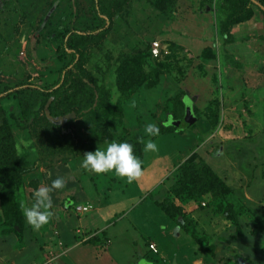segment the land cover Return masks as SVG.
Instances as JSON below:
<instances>
[{"label":"rangeland","instance_id":"374dc122","mask_svg":"<svg viewBox=\"0 0 264 264\" xmlns=\"http://www.w3.org/2000/svg\"><path fill=\"white\" fill-rule=\"evenodd\" d=\"M155 1L113 0L109 23L98 29L93 0H0V169L22 170L13 189L0 180V264H95L96 248L120 264H264L257 253L264 225L256 222L264 221V9L232 8L231 0ZM72 25L93 37L64 45L62 33ZM157 41L161 55L154 57ZM207 48L217 58L205 60ZM62 74L32 119L17 97L1 100L8 89L51 86ZM80 89L95 95L79 97ZM109 94L118 108L113 124L98 105ZM189 109L197 119L191 125ZM147 122L161 133L148 137ZM173 125L184 132H169ZM144 135L158 151H143L137 181L82 167L87 152L125 140L139 148ZM192 149L236 189L225 201L238 210V222L196 186L176 199L204 246L154 200L159 188L174 197L176 167ZM57 177L66 186L51 193L53 216L35 230L21 205L31 206L33 193ZM80 205L90 210L81 213ZM150 240L160 250L149 258Z\"/></svg>","mask_w":264,"mask_h":264},{"label":"trees","instance_id":"16d2710c","mask_svg":"<svg viewBox=\"0 0 264 264\" xmlns=\"http://www.w3.org/2000/svg\"><path fill=\"white\" fill-rule=\"evenodd\" d=\"M112 1L113 0H93V10L96 13V16H98V19L100 21V25L96 26L98 27V29L104 28L105 26H107V24L110 21V18L113 14L112 10L115 7ZM159 1L160 0H157V3ZM231 1L232 2L230 3H233V5L231 6L232 8L234 7V5H239V7H241V5L244 3V4L254 5L258 7L261 11L264 9V0H231ZM230 3L224 4V6H226V10H228L229 8L232 9L230 7ZM64 30L65 31L64 33H62L61 40L62 42H64V45L66 43V45H68L69 47H71V45L77 40H82V39L89 40L93 37L91 33L89 34L82 33L81 31L77 30L73 25L65 28ZM59 36H60L59 34H56L54 38L58 40ZM67 48H66V51H67ZM71 55L73 56V62H75L76 56H77L76 52H73ZM214 55L217 56L216 52H214L212 48L205 49V60L211 61L217 58ZM74 69L75 68L68 70V72L66 73V80L68 79L70 74L75 71ZM63 80H65V74H62L59 81L51 86H41V85L32 86L31 84L18 85L14 88L8 89L6 91L7 93L6 96L3 97L1 100L10 98V97H17L20 100V106H21L24 117L26 119H32L36 117L37 115H39L40 113L39 110L41 109L42 106L46 104L47 100L52 95L53 91L51 90H54L55 87L58 86ZM127 82H129V79L126 82L123 79L121 85L125 86ZM93 93L94 91L92 90L85 91L84 89H80L78 94H79V97L82 96L83 94L86 97L89 95L90 96L89 98H92L93 96L91 95ZM79 102L82 104V100H80ZM75 103L77 102H74V104ZM92 104L93 102L89 101V104L87 107H90ZM99 104H101L102 106L105 105L104 116L106 120L110 121L109 124H113L111 123V121L112 119L114 120L117 118L118 108L113 107L110 94L107 97H104L102 99L100 98L98 105ZM124 109H125V106L123 107V109L121 107V110L123 113H124L123 111ZM91 111L94 112L95 110L92 109ZM92 115H93L92 113L88 114L89 117H91ZM204 116H205L206 121L212 120V117L208 116L207 112L205 113ZM87 120L90 121L92 119L87 117ZM187 129L192 130V129H195V127L191 126ZM171 130L169 132H174V131L176 132L179 130L181 133H183L185 129L180 128L179 126L173 125ZM145 138L146 136L144 135V139ZM143 147L144 145H142L139 148H135L136 154L139 155L141 158H143L144 156ZM188 154L189 156L183 162H181L180 165L176 168L178 171L177 170L175 171L180 175V177L177 181H175L174 185L170 188L171 193L174 197L169 196L170 197L169 198L167 196L168 198L165 197L162 201H159L157 199H154V200H155V204L166 213L168 218L175 221V223L177 224V226L181 228V230H185V232L191 234V236H193L195 241H198L201 245H203L201 243L202 241H199L196 238L194 232L191 230L189 231V229H187L188 224L191 222L192 217L190 214L186 213V211L184 210V206L182 204L176 202V199L178 198L179 200V198H182L185 190L189 188L188 186H196V188H199L200 193L214 195V199H216L218 201V205L221 206L218 209L221 208L222 210H225V213H226V210L229 209L228 210L229 212L227 211L226 213L227 215H229L228 217L238 222L239 221V217H238L239 215L237 216L238 210L230 209L232 208V205H231L232 202L226 203L225 201V198L227 195L236 193L235 191L236 189L227 181V179L225 180V178H222V176L219 175L214 170V168L209 163H207L205 159L202 157V155H200L197 151L192 149L191 152H188ZM175 177L176 176L174 175L173 178L175 179ZM21 178H22V170H21V167H19L18 165L11 166V168L9 169H4V170L0 169V180H3V183H5L9 189H13L12 188L13 184L11 181L19 182ZM189 192L187 193V196L189 195ZM188 197L184 198L183 203L185 202L186 198L188 199ZM191 197L197 199L199 196L195 192H193ZM204 205H206V203ZM256 222H258L259 225H264V221L260 220L257 217H256ZM255 232H259V231H255ZM93 240L96 241L97 238H94ZM105 242L106 241H104V243ZM152 243H154L152 240L147 242V246L149 249L148 250L149 258L152 257V255H154L155 253H157V252H154L150 248V245ZM146 256L148 255L146 254Z\"/></svg>","mask_w":264,"mask_h":264},{"label":"clouds","instance_id":"9594fccd","mask_svg":"<svg viewBox=\"0 0 264 264\" xmlns=\"http://www.w3.org/2000/svg\"><path fill=\"white\" fill-rule=\"evenodd\" d=\"M144 133L148 137L158 136L160 128L157 124L147 122L144 125ZM144 145L145 154L158 151L157 144L152 140L140 138ZM145 161L135 152L134 144L128 141H113L106 148L98 147L97 150L89 151L84 155L82 167L97 174L114 172L117 176L126 178L129 183L137 181L144 173ZM66 186L64 177H57L50 187H39L33 193L31 206L21 205L22 212L29 225L39 230L50 222L53 216V198L51 193Z\"/></svg>","mask_w":264,"mask_h":264},{"label":"crops","instance_id":"0c3cea01","mask_svg":"<svg viewBox=\"0 0 264 264\" xmlns=\"http://www.w3.org/2000/svg\"><path fill=\"white\" fill-rule=\"evenodd\" d=\"M195 121H196V119H195ZM183 162V161H182ZM181 163V162H180ZM180 163H179V165H180ZM178 165V166H179ZM177 166V167H178ZM176 167V168H177ZM155 191H157V189L155 190ZM166 191L167 190H165V191H160V188H159V190H158V192L156 193L157 195V200H159V201H162L165 197H166ZM257 214V213H256ZM255 214V215H256ZM246 219V218H245ZM244 219V220H245ZM166 230H167V227H166ZM264 232V231H263ZM262 232V233H263ZM176 233H178V231H176ZM261 235V234H260ZM259 236V235H258ZM153 242H155L156 244H157V246H158V248H159V250H160V246H159V244H158V242H156L155 240L153 241ZM235 242H237L236 240H235ZM62 244H64L63 242H61ZM106 250V253H101L100 251L98 252L97 251V248H96V254L95 255H98V256H95V260H97V263H98V261L100 262V263H104V264H110V261H113L114 262V264H120L119 263V261L118 260H115L114 258H113V256L111 255V254H109L108 252H107V249H105ZM147 250H149V249H147ZM258 254H259V256H262L263 254H264V250H263V248L262 247H259V251L257 252ZM145 262H146V264H148V263H151V260L150 259H147V260H145ZM252 262V261H251ZM97 263H95V264H97ZM72 264H74V263H72Z\"/></svg>","mask_w":264,"mask_h":264},{"label":"built area","instance_id":"2783aa9c","mask_svg":"<svg viewBox=\"0 0 264 264\" xmlns=\"http://www.w3.org/2000/svg\"><path fill=\"white\" fill-rule=\"evenodd\" d=\"M152 53H153L154 57H159L161 55V44H160V42L157 41L154 43ZM89 210H90V206L80 205L77 207V211H79L81 213L88 212ZM150 248L154 252H158V247H157V244L155 242L150 245Z\"/></svg>","mask_w":264,"mask_h":264},{"label":"water","instance_id":"95a60500","mask_svg":"<svg viewBox=\"0 0 264 264\" xmlns=\"http://www.w3.org/2000/svg\"><path fill=\"white\" fill-rule=\"evenodd\" d=\"M186 121H187V123H190V124L195 121V117H194L191 109L188 110V116H187Z\"/></svg>","mask_w":264,"mask_h":264}]
</instances>
